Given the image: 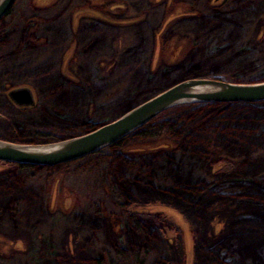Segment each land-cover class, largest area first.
I'll return each mask as SVG.
<instances>
[{
  "label": "rangeland",
  "instance_id": "obj_1",
  "mask_svg": "<svg viewBox=\"0 0 264 264\" xmlns=\"http://www.w3.org/2000/svg\"><path fill=\"white\" fill-rule=\"evenodd\" d=\"M23 1L26 6L24 18L15 26V30L21 32L18 49L27 42L34 46L44 44L42 29L53 18L63 20L68 31L67 39L56 53V78L8 83L26 86L33 91L35 104L28 109L35 108L46 93L56 87L57 78L60 83H67L68 88L61 89L58 84V91L70 92L86 85L84 73L88 71L89 59L84 53V35L88 30L104 34L105 40L111 44L105 53L100 50L103 54L91 60L90 67L97 74V78L94 77L97 81L102 82L101 78H105L108 84L107 81L116 77L121 60L131 58L133 54L140 56L139 65L151 79L142 76L145 82L142 95L132 104L175 81L195 76L243 84L264 81V12L249 18L240 29L235 37L238 50L229 48L225 51L226 47L221 48L225 38L217 36L222 30L218 27L221 21L215 16L221 17V13L226 12L225 16L229 8L249 6L252 0ZM128 40L139 44L130 47L133 42ZM1 55L0 49V58ZM107 86V92L111 91L112 88ZM112 95L114 92L101 95L99 100L105 101ZM86 102L89 107L84 116ZM86 102L71 106L79 110L77 123L90 118L115 119L124 108L115 104L99 107L92 100ZM231 103H216L213 108L202 109L204 116L194 122L192 129L196 130L200 123ZM190 105L171 107L165 110L166 115L189 109ZM21 112L1 99L0 139L25 144L46 143L19 138L14 126L24 119L25 114ZM158 135L156 139L126 136L124 144L117 150L151 163L158 153L176 151L182 143L181 138L171 137L173 134L168 129ZM195 137L201 144L203 157L198 167L193 163L188 166L191 165V170L194 168L195 174L200 175L207 191L219 188L229 194L237 190L236 181L244 180L236 178L231 171L223 172L225 167L219 160L238 166L254 160L264 161V142L240 151L229 146L216 131L195 132ZM11 169L10 165L0 163V177ZM124 176L128 177V174ZM40 178L41 208L45 216L32 230L20 228L13 232L0 229V264H41L50 250L51 263L54 264H94L96 257L102 258V264H109L110 251L118 245H123L132 256L137 253L146 263L161 257L163 264H211L204 253L229 236L233 213L231 201L227 198L213 197L196 211L162 195L137 194L135 199L118 208L108 180L101 183L106 198H102L97 213H94L84 211L87 199L74 184L67 167H54ZM134 218L139 220L138 225L133 224ZM151 231L155 236L149 238Z\"/></svg>",
  "mask_w": 264,
  "mask_h": 264
},
{
  "label": "trees",
  "instance_id": "obj_2",
  "mask_svg": "<svg viewBox=\"0 0 264 264\" xmlns=\"http://www.w3.org/2000/svg\"><path fill=\"white\" fill-rule=\"evenodd\" d=\"M226 1L228 0H224ZM250 5L239 6L238 9L229 8L225 16L223 15L226 12L223 15L221 13L220 18L215 16L217 21H221L218 27L222 31L217 36L225 38L221 47H226L225 51L229 48L238 50L235 37L239 35L240 29L245 26L249 18L264 12V0H252ZM25 7L23 0H14L0 21V25L5 24V27H0L2 50L0 106L1 99L4 98L8 106L25 114L21 124L16 122L14 126L19 138L28 141H57L83 134L113 120L90 118L85 119L83 123H77L76 114L79 110L76 111V108L71 106L82 102L85 104L84 101L87 100L97 102L99 107L105 104L119 105L124 107L123 112H125L151 97L132 104L142 95L144 77L146 80L151 79L149 74L141 69L138 54L121 60L116 77L107 81L108 84L105 83V78H101L102 82L95 79L97 74L91 70V60L98 54H103L102 51L105 53L107 46L111 47V44L105 40L104 34L88 30L84 35L86 40L84 53L89 59L87 62L89 72L84 73L86 85L70 92L58 91V84L61 89H65L67 83L64 81L60 83L57 78L56 87L51 92H47L35 108L16 109L10 104L5 93L9 88L17 85L8 83L25 79L54 78L56 53L68 35L64 21L53 18L42 29L44 44L34 46L27 42L18 49L21 32L19 29L15 30V26L24 18ZM133 40L128 41L133 42ZM138 44V41H135L130 47H136ZM106 85L112 90L107 92ZM168 86L155 91L154 94ZM112 92L114 95L106 97L107 100H99L101 95ZM215 105L216 103H195L191 104L189 109L171 115H166L167 112L163 111L127 135L131 138L156 139L161 131L168 129L173 134L171 137L182 139L176 151L160 152L151 163L118 152L117 149H120L127 139L124 137L101 150L56 166L10 165L12 169L0 177V229L16 232L20 228L32 230L38 227L42 217L45 216L41 208L40 177L54 167L63 166L68 168L74 184L88 201H85L84 211L94 213H97L99 203L105 197L101 183L108 180L111 183L112 197L118 208L124 206L127 201L135 199L137 194L162 195L179 205L191 206L196 211L201 210L202 203L208 202L213 197L227 198L231 201V214L233 213L229 236L206 251L205 258L211 264H264V161L254 160L238 166L227 160H219L224 164L223 172L231 171L236 178L244 179L236 181L237 190L229 194L221 192L219 188L207 191L200 175L195 174L194 168L191 170V165L188 166L193 163L198 167L203 157L201 144L195 137V132L216 131L229 146L240 151H246L251 145L264 142V100L233 102L193 130L194 122L200 116H204L201 110L213 108ZM88 107L89 104L86 102L84 116ZM65 110L69 114L65 113ZM187 171L191 174L189 175ZM176 172L179 173L176 175ZM125 173L128 177L124 176ZM128 215L134 217L132 214ZM134 221L133 224L138 225L139 220L134 218ZM150 236H155L152 231L148 237ZM50 254H52L51 250L41 264H54L51 263L53 258H50ZM109 257V264H163L161 257L146 263L137 253L132 256L123 245L115 246L112 252L110 251ZM94 264H102V258L96 257Z\"/></svg>",
  "mask_w": 264,
  "mask_h": 264
},
{
  "label": "water",
  "instance_id": "obj_3",
  "mask_svg": "<svg viewBox=\"0 0 264 264\" xmlns=\"http://www.w3.org/2000/svg\"><path fill=\"white\" fill-rule=\"evenodd\" d=\"M14 0H0V21ZM15 106H34L33 91L20 86L8 91ZM264 100V81L231 83L190 77L168 86L90 131L41 144L15 143L0 139V162L18 165L56 166L101 150L131 134L161 112L183 104L257 102Z\"/></svg>",
  "mask_w": 264,
  "mask_h": 264
},
{
  "label": "flooded vegetation",
  "instance_id": "obj_4",
  "mask_svg": "<svg viewBox=\"0 0 264 264\" xmlns=\"http://www.w3.org/2000/svg\"><path fill=\"white\" fill-rule=\"evenodd\" d=\"M13 88H16V87H13ZM13 88H9V89L6 91V93H5V94H6V97H7V93H8V91L11 90V89H13ZM7 99H8V98H7ZM8 101H9V100H8ZM9 102H10V101H9ZM10 104L13 105L14 107L18 108V109H28V108H21V107L19 108V107L15 106L12 102H10ZM29 108H30V107H29ZM0 163H2L3 165H15V164L4 163V162H0Z\"/></svg>",
  "mask_w": 264,
  "mask_h": 264
}]
</instances>
